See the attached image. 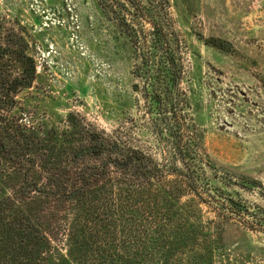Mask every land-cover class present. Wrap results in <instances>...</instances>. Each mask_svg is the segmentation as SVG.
<instances>
[{
    "label": "trees",
    "instance_id": "obj_1",
    "mask_svg": "<svg viewBox=\"0 0 264 264\" xmlns=\"http://www.w3.org/2000/svg\"><path fill=\"white\" fill-rule=\"evenodd\" d=\"M97 2L140 62L133 76L157 108L149 120L155 146L73 114L62 133L25 123L14 110L36 67L23 38L0 34V264H217L226 224L248 208L210 184L215 169L187 134L167 0ZM223 176L229 187L240 179Z\"/></svg>",
    "mask_w": 264,
    "mask_h": 264
},
{
    "label": "rangeland",
    "instance_id": "obj_2",
    "mask_svg": "<svg viewBox=\"0 0 264 264\" xmlns=\"http://www.w3.org/2000/svg\"><path fill=\"white\" fill-rule=\"evenodd\" d=\"M167 3L182 53L178 101L187 134L215 169L207 170L210 184L248 208L226 224L217 264H264V0ZM0 34L23 38L36 67L14 110L25 123L62 133L73 114L108 134L132 130L141 145L155 146L149 120L157 108L133 76L140 62L97 0H0ZM224 173L240 179L226 186Z\"/></svg>",
    "mask_w": 264,
    "mask_h": 264
}]
</instances>
